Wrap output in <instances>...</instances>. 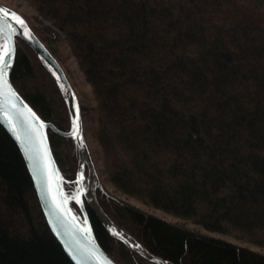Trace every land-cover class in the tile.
<instances>
[{
    "label": "trees",
    "instance_id": "1",
    "mask_svg": "<svg viewBox=\"0 0 264 264\" xmlns=\"http://www.w3.org/2000/svg\"><path fill=\"white\" fill-rule=\"evenodd\" d=\"M26 1L63 35L91 86L115 189L264 247V0ZM16 45L13 85L41 118L69 130L55 78L23 39ZM48 133L69 194L75 173L60 146L78 150L76 140ZM97 199L150 254L172 264H264V254L178 227L101 187ZM86 211L111 258L133 264L139 255ZM0 264H73L1 124Z\"/></svg>",
    "mask_w": 264,
    "mask_h": 264
},
{
    "label": "water",
    "instance_id": "2",
    "mask_svg": "<svg viewBox=\"0 0 264 264\" xmlns=\"http://www.w3.org/2000/svg\"><path fill=\"white\" fill-rule=\"evenodd\" d=\"M0 9L4 10L0 11V27L3 28L0 32V49L5 43L12 49L10 57H6L9 61L5 77L7 85L0 80V124L19 147L48 226L72 263L118 264L98 242L84 202L80 200L79 205L85 221H82L74 212L71 206V201L74 199L67 194L64 188V178L50 144L49 128L62 136L76 138L88 158L87 146L83 140L81 109L76 93L58 60L34 30L24 20L23 24L18 23L15 17L21 18L7 6L0 3ZM5 11L8 13L7 16L4 14ZM13 13L15 17L12 16ZM16 36L25 40L37 52L60 84L71 113L72 127L70 130H60L54 123L41 118L13 85L10 76L17 53ZM77 107L79 132L74 135ZM41 124L44 127L41 128ZM49 170L53 173L51 183L49 182ZM151 256L167 262L160 257Z\"/></svg>",
    "mask_w": 264,
    "mask_h": 264
},
{
    "label": "rangeland",
    "instance_id": "3",
    "mask_svg": "<svg viewBox=\"0 0 264 264\" xmlns=\"http://www.w3.org/2000/svg\"><path fill=\"white\" fill-rule=\"evenodd\" d=\"M0 3L7 6L11 10H13L14 13H16L22 20H24L33 30L34 32L39 36V38L44 41L45 45L49 46L53 52H51L54 57L58 60L60 65L62 66L63 70L65 71L68 80L70 81L78 102L81 109V116H82V130H83V140L87 146L88 151V158L84 163L81 162L83 149L77 143V149L75 150L71 143L65 142L64 144H61L60 150L62 151V158L64 161V165L66 169L71 173H75V186L72 189L73 191L70 192L68 195L70 197H75L79 194V200L84 202L85 207L89 206L94 213L98 216V218L103 222L106 230L109 232V234L116 236L113 234L107 227L104 218L102 215L106 216L110 221L115 223L120 229L128 232L136 241L137 238L133 234V230L128 225H122L119 226L113 218L109 217L108 214L103 210L101 204H99V201L97 199V192L100 191V187L104 189L107 193H109L111 196H114L117 199H120L121 201L137 208L138 210L145 212L147 214L156 216L160 219H163L171 224H174L178 227L189 229L195 233L206 235V236H212L216 238H220L226 241H229L231 243H234L238 246H243L250 248L254 251H257L261 254H264V247L255 245L252 243H249L247 241H244L242 239H238L232 235L219 233L216 231H211L204 229L200 225H197L196 223H193L189 219L185 218H179L176 216H173L169 213H166L162 211L161 209L155 208L153 206L147 205L146 203L132 197L126 194L121 193L120 191L116 190L115 187L108 181L107 174L105 171V165L103 161V154L102 150L98 141V131H99V125H98V110H97V102L94 97L93 91L91 89V86L89 82L86 80L83 72L81 71L75 57L73 56L70 47L67 43V41L64 39L63 35L54 28L47 20L43 19L36 10L26 1V0H0ZM17 37V36H16ZM20 38V37H19ZM51 38H54V41L51 40ZM22 39V38H21ZM25 41V40H24ZM26 42V41H25ZM27 43V42H26ZM28 44V43H27ZM28 46L33 50L35 54L37 52L28 44ZM47 46V47H48ZM17 49V45H16ZM49 49V48H48ZM38 55V54H37ZM39 56V55H38ZM40 58V56H39ZM42 60V59H41ZM43 61V60H42ZM44 62V61H43ZM45 64V62H44ZM46 65V64H45ZM50 73L53 75L49 67L46 65ZM54 77V75H53ZM55 78V77H54ZM62 94L65 99L66 105L68 107V111L71 117V113L69 110V106L67 103V99L65 96L64 91L62 90L60 84L58 83L57 79L55 78ZM72 127V120H71V126L69 130ZM68 131V130H65ZM77 151V152H76ZM77 154V157H76ZM82 165V167H81ZM82 169L83 177L88 178L91 173L95 177V184H94V199L96 201V204L98 205L101 214L99 211H96V208H94V205L88 200L86 193L81 192V182L79 181L78 177L80 175V169ZM75 171V172H74ZM62 174V173H61ZM63 176V175H62ZM64 178V176H63ZM64 182V181H63ZM64 188H66L64 184ZM66 190V189H65ZM72 208L74 212L77 214V216L82 220L85 221L82 215L81 207L79 205V202H77L76 199L71 201ZM121 242H123L124 247L130 252L134 254L137 253L139 256L134 257L135 260L133 264H158L155 260L150 259L149 257L145 256L144 254L138 252L136 249L128 246L122 239L118 238ZM138 244H140L137 241ZM141 245V244H140ZM142 246V245H141ZM143 247V246H142ZM143 249L150 254L144 247ZM152 255V254H150ZM154 256V255H153ZM167 261V260H166ZM169 264H172L171 262L167 261Z\"/></svg>",
    "mask_w": 264,
    "mask_h": 264
},
{
    "label": "bare ground",
    "instance_id": "4",
    "mask_svg": "<svg viewBox=\"0 0 264 264\" xmlns=\"http://www.w3.org/2000/svg\"><path fill=\"white\" fill-rule=\"evenodd\" d=\"M87 159L86 152L83 151L81 162L84 163ZM82 167V165H81ZM82 169H80V175L82 173ZM79 175V176H80ZM81 182V181H80ZM94 184H95V177L91 173V175L88 178L83 177V181L81 182V189H83V193H86L88 200L94 205V208H96V211L100 212V209L98 205L96 204V201L94 199ZM104 218V221L108 227V229L115 234L116 236L120 237L128 246L136 249L138 252L144 254L145 256L149 257L150 259L155 260L158 264H169L168 262H165L160 259L153 258L150 254H148L143 247L137 243V241L126 231L120 229L115 223L110 221L106 216L102 215Z\"/></svg>",
    "mask_w": 264,
    "mask_h": 264
},
{
    "label": "snow or ice",
    "instance_id": "5",
    "mask_svg": "<svg viewBox=\"0 0 264 264\" xmlns=\"http://www.w3.org/2000/svg\"><path fill=\"white\" fill-rule=\"evenodd\" d=\"M0 11H4L3 9H0ZM5 16L8 15V13L5 11L4 12ZM13 17H15V14L13 13L12 14ZM17 19V22L20 23V24H23V20L19 19L18 17H15ZM3 31V28L0 27V32ZM11 52H12V49L11 47L5 43V45L3 46L2 49H0V80H3L4 84L7 85V80L5 79L6 75H7V72H6V68H7V64H8V60L6 59V57H10L11 55ZM76 113H77V118H76V122H75V128H76V132L73 133L74 135L75 134H78L79 132V117H78V107L76 109ZM34 115V114H33ZM40 127H44L43 124L40 125ZM46 155V154H45ZM52 175L53 173L51 172V170H49V182L51 183V178H52ZM79 181H83V174H81L79 177H78ZM81 192L83 191V189L80 190ZM62 195V194H61ZM73 199H76L77 202H80L79 200V194L75 197H73ZM65 203L67 202L66 200L64 201Z\"/></svg>",
    "mask_w": 264,
    "mask_h": 264
}]
</instances>
